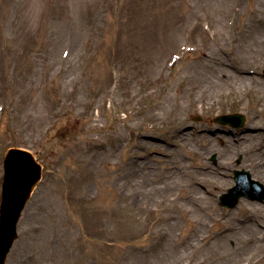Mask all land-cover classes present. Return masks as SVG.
I'll return each instance as SVG.
<instances>
[{
  "label": "rangeland",
  "instance_id": "rangeland-1",
  "mask_svg": "<svg viewBox=\"0 0 264 264\" xmlns=\"http://www.w3.org/2000/svg\"><path fill=\"white\" fill-rule=\"evenodd\" d=\"M262 5L0 0V203L9 149L43 168L7 264H246L264 253V201L219 200L235 171L264 186V111L253 98L202 97L247 53L248 85L264 82L248 51L264 27L233 47ZM235 113L241 128L216 122ZM252 136L259 147L246 153ZM191 182L209 213L191 203Z\"/></svg>",
  "mask_w": 264,
  "mask_h": 264
},
{
  "label": "water",
  "instance_id": "water-1",
  "mask_svg": "<svg viewBox=\"0 0 264 264\" xmlns=\"http://www.w3.org/2000/svg\"><path fill=\"white\" fill-rule=\"evenodd\" d=\"M222 124L243 125L241 115H227L217 119ZM4 182L0 207V264H6L8 255L18 238V223L32 192L42 177V168L33 154L22 149H10L4 159ZM237 187L221 198L223 206L235 207L241 197L256 198L260 184L253 182L246 172H237ZM262 188V187H261ZM254 189V190H255ZM256 191V192H257Z\"/></svg>",
  "mask_w": 264,
  "mask_h": 264
},
{
  "label": "bare ground",
  "instance_id": "bare-ground-1",
  "mask_svg": "<svg viewBox=\"0 0 264 264\" xmlns=\"http://www.w3.org/2000/svg\"><path fill=\"white\" fill-rule=\"evenodd\" d=\"M239 1V0H237ZM261 12H264V5H262L260 8H258ZM262 12V13H263ZM255 26L254 25H249L248 23L242 27V30L239 32H236L233 36V47L235 50L238 48L242 47V39L244 36V31L247 30H252V29H258L259 27H264V17H259L257 14V11H255ZM252 47H248V51L252 53V58H253V63L255 64H263L264 65V37L262 40L254 41L253 44L251 45ZM255 55L258 56L259 59H255ZM238 60L235 59V62L241 66V68L235 67L231 72H227L225 74L224 72L221 73H216V81H212L214 83L215 90L214 92L212 91L211 93H203L202 97L207 98V99H218V98H223V99H228V98H233L237 100L238 102L244 101L247 98H253L255 100V105L259 108L260 112L264 111V82L260 81L259 88H255L253 86H249L248 82H256L257 79L255 76H251L248 73V70L251 66V63L249 62L250 55L249 53L246 54L245 57L242 58V56H237L236 57ZM211 80V79H207ZM251 133H254L255 130H249ZM261 131H264L261 130ZM242 138V137H241ZM239 138V139H241ZM254 136H252V139ZM247 136L242 138V140H247ZM236 139H234L235 141ZM254 142L251 144L249 149H246V153L249 152H254L253 150H256L259 147V144L255 142L256 140L253 139ZM237 141V140H236ZM260 144L263 145L264 141L260 140ZM244 150V149H243ZM243 150L237 149V152H243ZM201 156L203 155V151L200 152ZM258 160L256 161L257 164L261 167L264 166V157L262 158H257ZM204 169H207L205 166ZM191 194V203L196 206L197 208L200 209V212L202 214L209 213V210L206 208V206L203 204L202 199L200 197H194L193 196V190H196V187H199V184L196 182H191L188 185ZM176 198H173V201H175ZM249 202L244 203L242 206L245 207L246 210L248 209H253L257 206L250 204H247ZM260 227V226H259ZM243 244H246L247 242L245 239L240 240ZM257 248H260V244L256 242ZM262 248V247H261ZM246 264H264V253L261 254L260 257L256 259H250L245 262Z\"/></svg>",
  "mask_w": 264,
  "mask_h": 264
}]
</instances>
